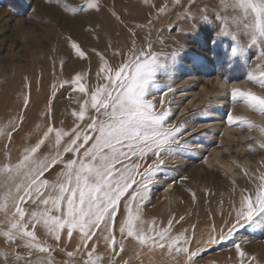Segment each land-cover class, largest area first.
Wrapping results in <instances>:
<instances>
[{
  "label": "snow or ice",
  "instance_id": "1",
  "mask_svg": "<svg viewBox=\"0 0 264 264\" xmlns=\"http://www.w3.org/2000/svg\"><path fill=\"white\" fill-rule=\"evenodd\" d=\"M55 2L73 15L99 12L102 7L101 0H85L83 8L62 0ZM172 2L184 7L183 0ZM195 3L196 0H189L182 20L212 27L204 42L205 47L211 43L209 51L222 39L231 37L224 63L230 66L233 59L250 62L248 52L257 45L262 50L258 60L264 62V0H221L211 13L207 5L198 10L199 18L191 12L190 5ZM143 4L149 9L145 24H130L113 5L111 15L125 30L126 40L122 46L106 45V50H111V60L103 52L91 50L99 59L94 85L86 82L83 73L51 85L53 99L61 89L75 94L71 98L78 109L71 113L73 125L67 129L57 127L50 121L48 108L43 113L46 122L36 142L26 143L15 162L10 154L7 162L0 161V192L4 199L0 205L4 213L0 237L9 245L25 249L29 256L36 252L50 257L59 248L70 258L79 257L80 264H104L105 257L98 252L102 239L112 253L107 264H115V257L125 251L124 241L182 256L186 264H195L194 258L202 249L199 246L193 249V242L215 245L228 240L238 228L264 213V174H261L258 178L249 177L258 179L255 189H241L234 217L219 228L213 225L199 238L194 231L189 235L188 229H177L183 216L170 217L160 224L144 219L150 185L164 163L162 154H181L179 138L184 130L169 123L170 109L162 107L163 100L155 101V97H163L172 90L160 81L170 77L185 46L177 41L174 49L157 51L154 42L147 39L150 31L142 39L140 33L151 29L168 9V5L157 6L155 0H143ZM88 31L95 32V28ZM245 37L247 40L240 43ZM96 38H100L98 34ZM65 39L75 57L90 60L88 51L70 33ZM155 43L165 42L158 38ZM116 57L120 58L118 63L113 62ZM200 61L199 56L193 58V63ZM248 79L264 88V63H258L255 74H250ZM21 96L24 111L29 106L30 95L21 93ZM231 99L234 104H243L264 115V96L233 88ZM24 119V115L18 114L6 124L0 123V140L7 141L6 150ZM227 119L229 123L259 127L242 116L229 114ZM42 146L48 151L42 152ZM260 147L264 148V144ZM73 239L77 241L74 251L61 247L62 241ZM48 240L55 241V245L48 244ZM234 246L240 258L238 264H251L255 258L249 257L239 244ZM15 259L20 261L24 257L17 253ZM25 264L34 262L28 259ZM36 264H55V261L40 259Z\"/></svg>",
  "mask_w": 264,
  "mask_h": 264
},
{
  "label": "rangeland",
  "instance_id": "2",
  "mask_svg": "<svg viewBox=\"0 0 264 264\" xmlns=\"http://www.w3.org/2000/svg\"><path fill=\"white\" fill-rule=\"evenodd\" d=\"M62 2L81 8L85 6V0ZM155 3L157 6L168 5V9L160 15L158 21H154L151 29H146L140 35L143 39L150 31L151 35L147 39L154 42L157 51L161 48L165 52L170 51L175 48L177 41L185 46L170 77L160 81L172 90L166 91L163 97H155V101L163 100L162 107L170 109L169 123L184 131L179 138L181 154H162L164 163L160 166L161 173L150 185V201L143 212L147 213L164 199V215L168 216L178 205L187 201L192 211L186 212L183 222L190 220L199 224L203 221L211 228L217 225V219L221 227L224 221L234 217L241 189H255L259 182L249 177L258 178L264 174V148L260 147L264 144V132L261 131L264 129V115L243 104H234L231 99L233 88L250 90L264 96V88L248 79L250 74H255L256 65L264 63L258 60L262 50L259 45L252 47L248 52L250 62L233 59L229 66L224 63V54L231 37L222 39L213 51H209L211 43L205 47L204 42L212 27L193 25L191 20H182L189 7V0H183V8L172 0H155ZM218 3L221 0H196L195 4L190 5L191 12L199 18L198 10L207 5L211 13ZM101 4L99 12H79L73 15L57 6L55 0L51 4L48 0H0V123L6 124L9 118H15L18 114L25 117L22 128L14 134L7 150L4 147L7 141L0 140V161L7 162L10 154L15 162L26 143L36 142L40 128L46 122L43 113L48 108L51 109L50 121L57 127L67 129L73 125L74 117L71 113L78 109L75 100L71 98L75 94L61 89L53 99L51 85L77 73H83L89 84L96 83L99 59L91 50L95 48L111 60L112 53L106 50V45L119 43L122 46L126 40L125 30L117 25L111 15L113 5L130 24H145L149 17V9L143 0H101ZM220 11H223L222 4ZM92 27L95 32L88 31ZM69 33L88 51L90 60L75 57L66 44L65 38ZM97 34L99 39L96 38ZM212 34L216 35L215 32ZM158 38L164 40V45L155 43ZM246 40L247 37L239 42L244 43ZM196 56L201 57L199 63H193ZM119 59L116 57L113 62L118 63ZM15 79L22 82L21 93L30 95L29 106L24 111L21 109V93L6 94L1 91L2 87L16 82ZM229 114L242 116L259 127H248L239 122L229 123ZM41 151L47 152L48 149L42 146ZM188 183L189 190L185 187ZM3 203V193L0 192V205ZM3 220L4 213L0 208V221ZM0 230H4L3 224H0ZM47 243L55 245L52 240ZM76 243V239L71 242L64 240L61 247H66V251H74ZM124 243L125 251L115 257V264H124L125 261L131 264L127 258L128 253L145 248L129 241ZM234 244H239L249 257L255 258L251 264H264V213L255 216L252 223L238 228L228 240L215 245L199 246L202 251L194 258L195 264H205L210 258L218 259L216 257L223 253H236ZM145 251L153 256L159 253L146 248ZM98 252L105 257L104 264H107L112 253L102 239L98 244ZM17 253L24 260L16 261ZM28 259L34 264L40 259H52L55 264H80L79 257L70 258L59 248L50 257L36 252L29 256L25 249L9 245L0 237V264H25ZM167 261L186 264V261L177 258ZM216 262L221 264L219 260ZM234 262L223 261L224 264Z\"/></svg>",
  "mask_w": 264,
  "mask_h": 264
},
{
  "label": "bare ground",
  "instance_id": "3",
  "mask_svg": "<svg viewBox=\"0 0 264 264\" xmlns=\"http://www.w3.org/2000/svg\"><path fill=\"white\" fill-rule=\"evenodd\" d=\"M19 78H21V76H19ZM8 84H9V82H8ZM0 85H2V84H0ZM21 85H22V82L20 83V82H17V80H16V82H14L13 84L7 85V87H5V86L2 87L1 91L3 90V93H6V94L7 93H11V94L12 93H19L20 94L22 91ZM221 164L225 165L223 162H221ZM189 186H190V183H188L187 186H185V187L188 189ZM162 202H165L164 199L162 201L160 200V202L156 203V205H154L152 208H150L149 211L144 214V219L149 221V222L152 220H155L157 222V224H160L161 222L166 223V221L170 217L174 216L178 219L179 217L184 216L187 211H192L189 209L190 206H188L189 204H187V201H185L184 203L182 202L181 205H178L177 209L172 210L170 215L165 216L164 215L165 205H164V203L162 204ZM182 222L180 225H177V229L178 230L188 229L189 235H191L192 232L194 231L197 238H199L202 234H206L211 229L209 227V225L203 221H200L199 224H194L190 220L184 221L183 223ZM216 223H217V225H216L217 228H219V226H218L219 223H218L217 219H216ZM132 243H135V242H132ZM197 246H201V245H197L195 242H193V244L191 245V247L193 249H195ZM145 248L143 250L139 249L137 251L131 250L127 256L128 261H130L131 264H172V263L168 262L169 260L167 261V259H170V258H177V260L183 259L182 256H176L175 254L169 255L166 252L162 253L159 249H153V251H155V253L159 252L158 254H160V255L157 254V256H153L154 254L152 255L151 253H148L147 251H145ZM259 249H260V251L262 250L260 245H259ZM146 250H148V249L146 248ZM216 258H218V259H215V260L213 258L212 259L210 258V260L208 259V261L205 264H218L216 262V260L221 261V264H224L223 261H226V260L227 261L228 260H232V261L234 260L237 264L238 260L240 259L238 254L233 252V251L229 252V253H223L222 255H220ZM235 262H234V264H235ZM177 264H182V263H177Z\"/></svg>",
  "mask_w": 264,
  "mask_h": 264
}]
</instances>
